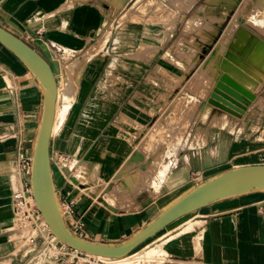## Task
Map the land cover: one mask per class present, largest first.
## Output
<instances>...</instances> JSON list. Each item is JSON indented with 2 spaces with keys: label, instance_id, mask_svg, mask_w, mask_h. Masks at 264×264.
<instances>
[{
  "label": "crops",
  "instance_id": "0c3cea01",
  "mask_svg": "<svg viewBox=\"0 0 264 264\" xmlns=\"http://www.w3.org/2000/svg\"><path fill=\"white\" fill-rule=\"evenodd\" d=\"M125 4L129 5V0ZM256 6L257 0H240L236 8L243 10L234 16L226 15L229 12L223 4L207 5L204 1L202 7L206 11L192 18L187 36L182 31L187 19L176 16L162 21L154 7L139 14L138 22L130 19L133 15L120 21L122 30L128 26L137 32L133 36L137 48L112 53L106 46L114 32L107 28L112 29L110 25L118 19L120 8L115 11L108 0H0V25L47 59L58 90L59 74L66 77L67 69L75 62L83 65L71 120L63 125L58 137H52L50 155L52 161L55 152L64 153L74 161V167H68L72 176L76 178L78 173L88 187L102 189L99 195L85 191L81 183L75 185L65 174L57 175L52 165L60 201L74 202L75 218L84 224L87 239L125 240L205 179L232 168L264 165V80L256 74L264 70L252 69L251 60L228 56L250 74L256 90L231 73H224L252 91L256 99L241 117L209 104L201 108L216 76L221 75L220 61L226 57L211 59V49L227 48L240 29L264 41V26L258 29L252 26L262 23L251 15ZM210 7L212 11L208 10ZM174 21L181 24L176 37L177 27L170 32L166 27ZM195 22L199 23L197 27ZM212 28L216 29L212 33L216 40L208 45L203 37ZM182 36L188 41L186 50L191 58L194 51L201 54L207 49L200 55L201 63H193L190 58L188 64L181 59L186 66L182 70L187 74L186 82L193 83L201 73L210 82L206 96L199 98L200 107L191 112L186 139L170 151L167 166L160 163L159 169L150 168L155 173L165 169L164 173L140 176L143 180L137 187L122 188L124 195L120 198L113 195V201L109 200L110 190L106 192L108 199L103 198L109 183L119 185L113 180L120 169L132 173L136 167L144 171L149 168L150 163H144V153L147 140L153 141V137H148L144 146L139 144L161 116L162 105L171 103L178 89L179 77L166 67L163 46L172 39H175L172 45H179ZM137 50L141 58L131 59ZM108 60L111 62L107 63ZM130 60H136L137 64ZM187 92L193 95L192 91ZM42 106L43 92L38 82L17 58L0 46V264H33L40 251L31 249L32 239L21 245L13 241L16 234L11 233L13 213L9 197L18 181L13 175V163L19 153L31 156ZM151 145L148 152L156 153L151 158L156 160L161 150ZM127 192H131V200L127 199ZM263 209L264 192L214 203L174 222L126 259L138 264H264ZM39 231L44 238L49 234L46 229Z\"/></svg>",
  "mask_w": 264,
  "mask_h": 264
},
{
  "label": "water",
  "instance_id": "95a60500",
  "mask_svg": "<svg viewBox=\"0 0 264 264\" xmlns=\"http://www.w3.org/2000/svg\"><path fill=\"white\" fill-rule=\"evenodd\" d=\"M0 46L7 49L33 75L43 89V106L38 132L31 153L30 188L35 205L56 242L83 254L118 260L165 228L214 203L252 193L264 192V165L243 166L217 173L182 194L125 240L101 242L76 235L71 229L58 196L50 155V144L58 102V83L50 63L34 47L0 25ZM256 99L244 85L223 73L216 79L203 109L209 104L241 117ZM63 173L75 185L79 181L68 168Z\"/></svg>",
  "mask_w": 264,
  "mask_h": 264
},
{
  "label": "rangeland",
  "instance_id": "374dc122",
  "mask_svg": "<svg viewBox=\"0 0 264 264\" xmlns=\"http://www.w3.org/2000/svg\"><path fill=\"white\" fill-rule=\"evenodd\" d=\"M112 6L115 7L116 9L120 8L123 6L125 0H108ZM204 1H206L207 5H224V8L226 9L227 12H229L226 15H234L238 16L239 15V10H243L240 8H236V5L238 4V0H129V5H124V12H122L123 8L119 9V17L116 20V22H113V25H110L112 29L107 28V31H113L114 33L112 34V38L107 44L106 48L110 49L112 53H123V51H129L137 48L136 45V38L134 39L133 36L137 33L136 31H133L134 29L128 28L126 26L125 29L122 30V27L119 26L121 25L120 21H127L129 20V16H131V20L138 22V15L139 14H145L148 12L149 9H154V7H157L158 9V14L161 17V20H166L171 17H183L184 19H187L188 24H186V27H183V35L187 36L188 33L192 29V18H196L197 16H201L199 13L202 11H206V8L202 7ZM213 1V2H212ZM247 1V0H244ZM253 1V0H252ZM209 11H212L213 8H208ZM247 10H250L249 8ZM255 13L251 14L256 17H258L262 23H253L252 26L256 29L264 26V0H257V6L253 9ZM122 12V13H121ZM128 13V14H126ZM126 14V17L122 18L123 15ZM137 16V17H136ZM125 19V20H123ZM152 21V19H151ZM194 25L197 27L199 25L198 22H195ZM167 30L174 31L175 27H177L178 30H176V34L174 37H176L179 34V31L181 29V24H176L175 21L167 24L166 25ZM212 33H216V29L212 28L211 32H205L203 40L208 44L212 45L213 42L216 40ZM104 37L106 36V30L103 33ZM230 36V35H229ZM130 38V39H128ZM181 39V40H180ZM228 39L226 40V42ZM175 42V39H172L168 41L162 51V54L166 53L164 56V59L166 60L165 65L166 67H169L174 70V72L178 75L177 79V92L174 97V100L171 103H167V105H162L161 107V116L156 119L155 124L153 125L152 129L147 133L145 136L144 140L139 144L143 145L148 144L146 148V153L145 154V165L147 163L149 164V168H146L145 171L141 170L139 167L135 168L134 172H129L127 171L128 169H120L119 172L114 176L113 182H119V185H111L112 183H109L105 188H104V193L102 195L103 198H106L107 195V190L109 191V200L113 201V195L114 197H121L124 195V191H122V188L129 189L132 186L137 187L138 183L143 180L142 177L148 176L147 173L150 174H159V172H151L150 170L152 167H157L159 169L160 163L165 164L167 166V158H169L170 151L176 146L180 145L183 143V141L186 139V131L190 123V115L191 112L200 107L198 101L199 98L205 97L207 93V86L210 84L208 79L205 77L203 78L202 73L197 76V78L194 80L192 83L191 81L186 82V73L182 72L186 66L181 63V59L187 61L189 64L191 55L189 54L190 51L186 50V45L188 44L187 39L185 37H180L178 39L179 45H172ZM264 41L263 40H258L254 35L250 34L248 31H245L243 29H240L237 32V35L233 42L227 47L224 48L225 51L227 52V56H231L233 58H238L242 61L248 62V60H251L249 65L253 69L254 67H258L259 69L264 70ZM102 44V41H101ZM99 44V45H101ZM262 44V45H261ZM173 46V47H172ZM263 46V48H261ZM196 48L200 49V45L196 44ZM208 48V47H207ZM222 49V51H224ZM257 49L259 51H257ZM194 50V49H193ZM207 50V49H206ZM206 50L200 51L201 54L197 53L194 51L193 56H192V61L193 63H198L201 60L200 55L205 54ZM211 54L210 58L211 59H216L218 60L221 56L219 54V49L218 47L212 48L211 49ZM221 52V51H220ZM178 56V58H176ZM115 58V57H113ZM131 59H139L141 58L138 50L135 52L133 56H130ZM180 58V59H179ZM262 60V62L260 60ZM102 61V60H100ZM257 61V62H256ZM259 61V62H258ZM111 62L110 60L107 61V63ZM131 63L137 64V61L135 60H130ZM261 62V64H260ZM201 63V62H200ZM207 65V61L205 62ZM258 64V65H257ZM260 64V65H259ZM205 65V66H206ZM183 67V68H182ZM202 68V67H201ZM241 68V67H240ZM181 69V70H180ZM242 69V68H241ZM221 74L222 71L220 70ZM258 71V74L261 76V79L264 80V73H261ZM65 82H67L66 77H64L63 74H59V89L63 90L65 86ZM40 86V85H39ZM41 88V87H40ZM42 89V88H41ZM187 90L192 91L193 95L188 93ZM43 92V89H42ZM192 103V104H191ZM62 105V102H61ZM74 105V104H72ZM73 107V106H71ZM69 107L68 112L61 118L56 126V130L54 133V137H58L60 135V130L65 125L68 123V121L71 120L72 117V108ZM184 107V108H183ZM196 107V108H195ZM194 108V109H193ZM170 113V114H169ZM67 119V120H66ZM65 121V122H64ZM67 121V122H66ZM61 122V123H60ZM64 122V123H63ZM150 137H153V141L147 140L146 139ZM146 142V143H145ZM149 144H152L151 147L157 146L160 148L161 153H158L160 155L156 160L151 159L155 154L154 152H148V147ZM137 148L135 149L136 152ZM134 152V153H135ZM143 154V153H142ZM19 155V154H18ZM18 155L16 156V160L13 163V175L14 177H17V172L20 168V163L18 162ZM157 155V156H158ZM166 160V162H165ZM155 164V165H154ZM52 165L55 170V173L57 175L63 173V166L68 168L69 166L74 167V161H72L67 155H65L62 152H55L54 156L52 157ZM151 168V169H150ZM161 169V168H160ZM164 173L165 169L162 170ZM64 174V173H63ZM77 178L81 179V186H83V190L85 191H92L93 193H96L99 195L102 191V189L93 187L92 189L88 187L87 184L82 182V176L79 175L78 173L76 174ZM65 176V175H64ZM129 177H134L135 182L132 185L126 186V179ZM144 177V178H145ZM18 178V177H17ZM138 178V179H136ZM153 178H155L153 176ZM147 180V179H146ZM153 181V179H152ZM19 179L16 182L15 187L18 185L20 187ZM141 183V182H140ZM154 184V183H153ZM14 185V184H13ZM131 186V187H130ZM14 187V186H13ZM126 191V190H125ZM131 192L126 193V197L128 200H131L130 196ZM9 204L11 211L13 213V219H12V234H16V237L14 236L12 239L17 245H21L23 242H28L34 241V244H32V248L34 252H37L41 250L43 242H44V237L43 234L40 233L39 228L46 229L48 230V227L45 226L44 224L41 223V221L38 222L39 227L36 228V225H25L24 222L18 221L17 218V212L15 211L13 207V202H12V192L9 197ZM130 202V201H128ZM29 203V201H28ZM29 206L31 207L32 204L29 203ZM42 227V228H41ZM138 260V259H137ZM73 259L71 257H65V258H60L58 259L55 264H74ZM76 261V260H75ZM111 261L108 262V264H137L135 263L136 260H129L125 259L119 263H110ZM84 262H81L80 264H83Z\"/></svg>",
  "mask_w": 264,
  "mask_h": 264
},
{
  "label": "built area",
  "instance_id": "2783aa9c",
  "mask_svg": "<svg viewBox=\"0 0 264 264\" xmlns=\"http://www.w3.org/2000/svg\"><path fill=\"white\" fill-rule=\"evenodd\" d=\"M18 162L20 163V168L17 172V177L20 181V187L17 185L12 192L13 207L17 212L18 221L24 222L25 225H36V228L39 227L38 222L41 221L42 224L47 226L35 203L29 201V198H33L30 188L31 156L19 153ZM28 201L32 204L31 207ZM62 206L65 217L73 232L82 238H86L87 231L84 224L80 219L75 218L74 202H67L66 204H62ZM262 215L264 217V209ZM65 257H71L74 264H80L81 262H84L83 264H108L109 262L105 258L83 254L70 249L60 242H56L49 232L46 238H44L42 248L33 264H55L58 259Z\"/></svg>",
  "mask_w": 264,
  "mask_h": 264
},
{
  "label": "bare ground",
  "instance_id": "6f19581e",
  "mask_svg": "<svg viewBox=\"0 0 264 264\" xmlns=\"http://www.w3.org/2000/svg\"><path fill=\"white\" fill-rule=\"evenodd\" d=\"M239 1V0H238ZM213 2V1H212ZM236 2V0H235ZM263 44V43H262ZM261 44V45H262ZM264 45V44H263ZM263 48V46L261 47ZM257 51H259L257 49ZM264 51V49H263ZM221 56H227V52L225 51H221ZM83 60V59H81ZM260 60V59H259ZM263 60V59H262ZM262 60H260L262 62ZM264 61V60H263ZM82 62V61H81ZM257 62V61H256ZM259 62V61H258ZM260 62V64H261ZM259 64V65H260ZM258 65V64H257ZM262 66H264V64H262ZM83 65L78 61L73 63L71 66H69V68L67 69V73H66V80L67 82H65V86L63 90H58V102H57V106H56V116H55V124H54V128H53V133H52V137L54 136L55 130H56V126L58 121L63 118V116L68 112L69 107L73 106L72 104L75 101V97H76V93L79 87V83H80V78H81V74H82V69ZM219 70L222 71V74L224 72H229L231 73L233 76H235L237 79L241 80L242 82L245 83V85L247 87H249L251 90H256L255 85L252 83V81L249 79L250 74H248L246 71H244L243 69H241L238 65H236L235 63H233L231 60H229L227 57H223L220 61L219 64ZM264 72V71H263ZM221 74V75H222ZM258 74V73H256ZM261 74V73H260ZM221 75H217L216 79H218ZM259 75V74H258ZM262 76V75H261ZM260 75L258 76L259 78L261 77ZM62 102V105H61ZM192 104V103H191ZM72 108V107H71ZM184 108V107H183ZM194 109V108H193ZM67 120V119H66ZM65 122V121H64ZM63 122V123H64ZM67 122V121H66ZM69 122V121H68ZM61 123V122H60ZM160 173V172H159ZM77 178V177H76ZM79 183H81V179L77 178ZM138 179V178H136ZM135 182V178L134 177H129L126 179V186L132 185ZM131 187V186H130ZM92 189V188H91ZM144 190V189H143ZM96 193V191H95ZM97 195V194H96ZM29 201L31 203H35L33 198H29ZM45 222V221H44ZM46 224V223H45ZM148 252V251H147ZM126 258L123 259H118V260H111V259H107L109 261H111L110 263H119L123 260H125ZM138 264V263H137Z\"/></svg>",
  "mask_w": 264,
  "mask_h": 264
},
{
  "label": "trees",
  "instance_id": "16d2710c",
  "mask_svg": "<svg viewBox=\"0 0 264 264\" xmlns=\"http://www.w3.org/2000/svg\"><path fill=\"white\" fill-rule=\"evenodd\" d=\"M2 47V46H1Z\"/></svg>",
  "mask_w": 264,
  "mask_h": 264
}]
</instances>
